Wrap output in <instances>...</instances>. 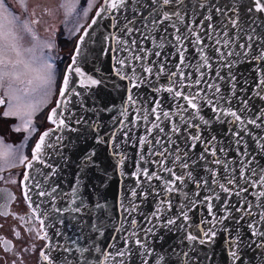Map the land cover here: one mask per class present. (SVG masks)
Here are the masks:
<instances>
[{
	"label": "snow or ice",
	"instance_id": "1",
	"mask_svg": "<svg viewBox=\"0 0 264 264\" xmlns=\"http://www.w3.org/2000/svg\"><path fill=\"white\" fill-rule=\"evenodd\" d=\"M5 4L0 0V88L7 85V94L0 105L7 107L5 118L27 116L23 129L31 134L38 108L32 94L39 90L46 104L54 83L50 58L36 50L52 45L39 44L33 28L39 21L22 20ZM78 5L79 0H62L56 10L68 16ZM94 6V0L86 3L83 16ZM20 7L27 12L26 0ZM104 19L116 45L105 53L109 70H85L74 55L48 115L58 129L76 133L77 140L83 136L85 144L91 138L92 144L81 147L61 135L46 142L51 132L45 131L31 159L18 157L29 170L23 180L33 181L30 191L37 199L24 195L40 227L19 219L27 233L46 241L39 260L150 264L152 258L169 264L178 256L184 264H215L214 250L222 243L226 264H250L249 252L264 264V0H104L89 28ZM28 36L37 42L25 49L21 41ZM109 88L123 91L119 109L95 98ZM220 126L225 131L217 135ZM69 144L81 154L65 191L54 181L71 164L63 154ZM98 148L114 160L110 167ZM14 151L19 149L4 145L5 162ZM53 154L63 165L50 162ZM34 163L49 171L33 176ZM113 186L119 191L116 215L107 203ZM12 199L0 191V216L7 215ZM13 232L19 239L20 232ZM167 236L178 243L165 247ZM2 243L5 252L11 250L12 241ZM157 247L164 255H154ZM30 251L27 244L20 247V264Z\"/></svg>",
	"mask_w": 264,
	"mask_h": 264
},
{
	"label": "flooded vegetation",
	"instance_id": "2",
	"mask_svg": "<svg viewBox=\"0 0 264 264\" xmlns=\"http://www.w3.org/2000/svg\"><path fill=\"white\" fill-rule=\"evenodd\" d=\"M61 1L62 0H26L27 12L21 9V0H6L5 4L11 13L20 16L22 20L27 21L31 18L39 21V23L33 24L35 35L36 37L40 36L42 39L47 38V42L43 41L45 44H51L52 47H43L42 51L41 47H37V49H39L38 56L50 58L49 62L52 63L56 69L54 70L55 89L52 91V95L48 98V102L39 112L38 118H36L35 114L31 117L32 126L37 129L35 133L30 134V129L29 131L23 129L24 121L28 118L27 116L20 115L5 118L3 113L7 111V107L0 105V141H2V143H0V191L7 192L13 197L11 201H7V215L0 216V264H14V262L15 264H20L21 253L19 249L25 244L29 245L34 251L23 254V264H38V253L44 244V240L36 238L34 233H27L25 231V220L31 219L33 221L32 226L36 229H39L40 225L38 218L32 216V210L25 202L24 192H22V179L25 173V166L19 165L18 157L23 154L27 155L29 158L31 146L37 138L36 136L39 134V131L50 126L47 119V111L53 104L52 102L60 82L59 79L62 75L63 68L69 61V55L72 52V47L76 40L77 34L71 35L68 40H64L61 32L58 31L60 19L65 17L61 15L60 10H56ZM86 3H89V0H79V5L76 9V11L79 10L78 12L82 16ZM94 3L95 6L89 11L88 16L82 20V25L88 21L92 11L99 3V0H94ZM49 11H53L54 14L48 15L47 13ZM26 39L30 42L35 41L31 36L26 37ZM13 87L23 89L25 85L13 84ZM6 94L7 85L0 88V99H5ZM33 101L34 96L32 102ZM15 127H21V131H14ZM21 144L24 146L21 147ZM4 145H10L13 150L19 149V152L14 151V154L7 158V162H5L2 156ZM4 203L5 201L0 200V208H2ZM19 216H24L25 220H20ZM14 229L20 232L21 235L19 239L14 237ZM4 239L12 241V248L8 252H5L3 249L2 241Z\"/></svg>",
	"mask_w": 264,
	"mask_h": 264
},
{
	"label": "water",
	"instance_id": "3",
	"mask_svg": "<svg viewBox=\"0 0 264 264\" xmlns=\"http://www.w3.org/2000/svg\"><path fill=\"white\" fill-rule=\"evenodd\" d=\"M103 2H104V0L99 1L98 6H96L94 11L91 13L92 15L89 17V20L84 25V27L79 31V34H78L77 39H76L74 46H73L74 49H73L71 55L69 56V59H70L69 63L63 69L64 71H63L61 78L59 80L60 81L59 86H60L64 72L66 71L68 66L72 63V58L74 55H76L78 64L80 66H82L85 70L90 71L94 66L95 67H101L105 71L109 70L108 65H109L110 61H109L108 55L105 53L110 47L116 46L115 41H113L111 39L110 33H113V30L108 27L109 20L104 19L102 21H99L97 25H93L92 28H89V25L91 24V21L94 18L96 11H98L100 9V7L103 5ZM226 2H227V0H221V3H226ZM245 2H247V0H245ZM85 31L88 32L87 36L84 35ZM82 36L84 37V39L81 42ZM78 45H79V49H80L79 55H77V46ZM85 61H86V63H85ZM247 68H248L247 65H243L241 70L246 72ZM115 82L118 84H122V85L124 83V82H121L119 80H116ZM59 86H58L57 94H56V97L53 101V104L49 107V110L47 111V117H48L51 109L53 107H55L56 100L59 99V95H58ZM78 90L79 91H86L87 89L78 87ZM141 91H144V89H141ZM95 98L97 99V102H99L100 100H103V101H106L109 103H114L116 109H119L121 106V103H122L123 91L117 92L115 89L109 88V89H106L104 91L97 92ZM75 99H77V103H78V98H75ZM88 103L91 104V100H89ZM69 107H71V105H69ZM76 111L79 112L80 110L76 109ZM116 114L118 115V112H116ZM48 122H49L50 126L39 131V134L37 135V139H36L35 143L38 141L39 136L43 132L50 131L51 136L49 138H46V142L48 140L54 139L58 135H61V136L70 137L71 140L73 141V143H78L81 145V147H87V146L92 144L91 138H89L87 144H85L83 136H81L80 139L77 140L76 139V136H77L76 133H66L64 130L58 129L56 124H53L49 120H48ZM53 129H56V130L52 131ZM224 131H225V127L220 126L217 129V135L222 134ZM142 133H143V127H141L140 132H138L137 135H140ZM35 143L31 147L32 149L34 148ZM65 143H67V139L65 140ZM45 152L50 153L51 150L45 149ZM98 152H99L101 160L104 161L106 165H108L110 167L114 163V160L111 157H109L107 151L100 150L98 148ZM63 154L71 157V164H70V166L64 167V170L62 172H60V174L55 178L54 182L58 181L63 190L70 191L71 186H72L73 176H74L75 171H76V163L78 162V157L81 153L79 151L73 150L72 145L69 144L67 148L63 149ZM134 154H135V150L130 149L129 155H134ZM29 159H31V151H30ZM50 162L54 166L55 165H63V161L60 159V156L58 154H53L51 159H50ZM127 168H128V171L130 172L131 171V163L130 162H127ZM24 170H25V172L29 171L26 167ZM37 170H39L40 172H48L49 171V169H47L46 167H43L40 164L34 163L33 169L31 170L33 176L37 175ZM22 181H23V192H24V194L26 193L29 196H31L33 200H36L37 198L35 197L34 193H32L30 191V186L32 185L33 181L31 179L27 182H25L23 179H22ZM128 182L129 181H125V183H128ZM114 184H115V181H114ZM24 198H25V195H24ZM118 198H119V191L117 190V188L114 186L110 187L109 191L107 192V203L112 206L110 209V212L113 215H116V206L118 203ZM25 202L27 204H29V201L27 199H25ZM149 208H150V206H149ZM30 209L33 211L32 208H30ZM40 211H43V208H41ZM38 220H39V218H38ZM46 224H48L47 221H46ZM48 230H49V235L51 236L55 229L50 228ZM69 234L71 235L72 233H69ZM168 242H170L171 245H173V246H175L178 243L177 239L174 236H167L166 237L165 247H167ZM45 244H46V241L44 240V244L42 245L43 247L41 248V250H45ZM204 254L205 253H201V255H204ZM154 255H164V253L161 251V249L159 247H157ZM38 257H39V253H38ZM248 257L250 260V264H258V261L254 258L255 257L254 252H249ZM165 259L167 260V256L165 257ZM214 261H215V264H226V258L224 255L222 243H218L215 250H214ZM39 264H44V262L42 260H39ZM150 264H155V261L152 260V258H150ZM161 264H164V261H161ZM169 264H184V260L182 257L172 256Z\"/></svg>",
	"mask_w": 264,
	"mask_h": 264
},
{
	"label": "rangeland",
	"instance_id": "4",
	"mask_svg": "<svg viewBox=\"0 0 264 264\" xmlns=\"http://www.w3.org/2000/svg\"><path fill=\"white\" fill-rule=\"evenodd\" d=\"M92 1L93 0H89V3H92ZM96 1V0H95ZM100 1V0H99ZM62 2V1H61ZM60 2V3H61ZM60 3H59V5H60ZM99 4V3H98ZM98 4L96 5V6H98ZM96 8V7H95ZM79 10H77L75 13H72L71 15H68V16H66L65 15V13H64V10H60V13H61V15L62 16H65V17H63V18H61L60 19V22H59V29H58V31H60L61 32V34H62V37H63V39L64 40H68V38L71 36V35H75V34H77V36H78V34H79V31L84 27V25L87 23H85V24H83L82 25V20L85 18V17H83L82 15H80V13L78 12ZM93 12V11H92ZM92 15V14H91ZM89 20V19H88ZM77 36H76V39H77ZM28 39H23L22 41H21V43H22V46H23V44H24V48L25 49H27V48H31V47H33L35 44H36V40L35 41H27ZM37 40L39 41V44L41 45V46H43L44 44H45V42H47L48 41V39L47 38H41L40 36L39 37H37ZM45 42H44V41ZM76 41V40H75ZM75 43V42H74ZM74 46V45H73ZM73 48V47H72ZM74 49V48H73ZM73 49H72V51H73ZM38 51H39V49H37L36 50V55L38 56ZM70 55H71V53H70ZM69 55V56H70ZM67 62V61H66ZM69 62V61H68ZM67 62V63H68ZM37 67L39 66V63L36 65ZM57 66V65H56ZM56 69V67H53V72H54V80H55V70ZM60 80V79H59ZM55 83V82H54ZM54 83H53V85H52V91H54V89H55V85H54ZM57 89H58V87H57ZM57 92V91H56ZM33 96H34V101L32 102V103H34V104H36L37 106H38V108H37V110L34 112V114L36 115V118H38V114H39V112L42 110V108H43V106H45V103L43 102L44 101V97L41 95V93L39 92V90L37 91V92H35V93H33L32 94ZM55 98V97H54ZM54 100V99H53ZM49 110V109H48Z\"/></svg>",
	"mask_w": 264,
	"mask_h": 264
},
{
	"label": "bare ground",
	"instance_id": "5",
	"mask_svg": "<svg viewBox=\"0 0 264 264\" xmlns=\"http://www.w3.org/2000/svg\"><path fill=\"white\" fill-rule=\"evenodd\" d=\"M36 137H37V136H36ZM36 139H37V138H36ZM36 139H35V141H36ZM35 141H34V143H35ZM34 143H33V144H34ZM33 144H32V146H33ZM32 146H31V147H32ZM31 149H32V148H31ZM30 151H31V150H30Z\"/></svg>",
	"mask_w": 264,
	"mask_h": 264
}]
</instances>
